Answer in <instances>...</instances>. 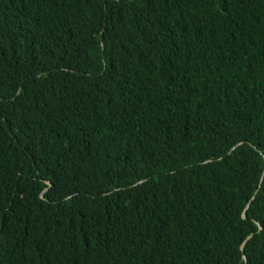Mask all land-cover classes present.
Instances as JSON below:
<instances>
[{
  "label": "trees",
  "instance_id": "trees-1",
  "mask_svg": "<svg viewBox=\"0 0 264 264\" xmlns=\"http://www.w3.org/2000/svg\"><path fill=\"white\" fill-rule=\"evenodd\" d=\"M0 264H264V0H0Z\"/></svg>",
  "mask_w": 264,
  "mask_h": 264
},
{
  "label": "water",
  "instance_id": "water-1",
  "mask_svg": "<svg viewBox=\"0 0 264 264\" xmlns=\"http://www.w3.org/2000/svg\"><path fill=\"white\" fill-rule=\"evenodd\" d=\"M42 197H43V195H42Z\"/></svg>",
  "mask_w": 264,
  "mask_h": 264
}]
</instances>
